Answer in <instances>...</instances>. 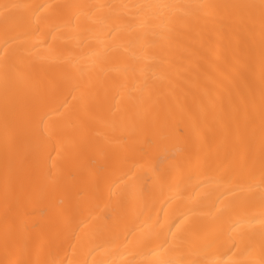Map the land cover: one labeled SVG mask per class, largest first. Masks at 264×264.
Returning <instances> with one entry per match:
<instances>
[{
  "label": "bare ground",
  "instance_id": "6f19581e",
  "mask_svg": "<svg viewBox=\"0 0 264 264\" xmlns=\"http://www.w3.org/2000/svg\"><path fill=\"white\" fill-rule=\"evenodd\" d=\"M0 264H264V0H0Z\"/></svg>",
  "mask_w": 264,
  "mask_h": 264
}]
</instances>
